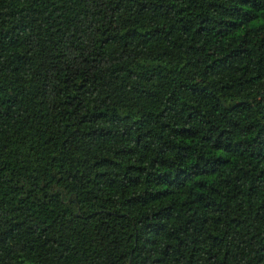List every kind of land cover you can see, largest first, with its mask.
<instances>
[{"label": "trees", "instance_id": "1", "mask_svg": "<svg viewBox=\"0 0 264 264\" xmlns=\"http://www.w3.org/2000/svg\"><path fill=\"white\" fill-rule=\"evenodd\" d=\"M0 264H264V0H0Z\"/></svg>", "mask_w": 264, "mask_h": 264}]
</instances>
